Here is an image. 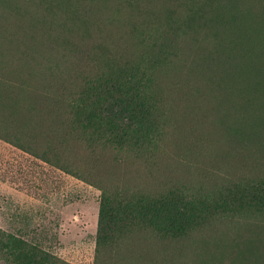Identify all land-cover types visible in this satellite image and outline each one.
Listing matches in <instances>:
<instances>
[{"label": "rangeland", "instance_id": "1", "mask_svg": "<svg viewBox=\"0 0 264 264\" xmlns=\"http://www.w3.org/2000/svg\"><path fill=\"white\" fill-rule=\"evenodd\" d=\"M126 61L150 129L95 140L83 94ZM262 183L264 0H0V264H264V199L227 209ZM170 193L206 219L171 236L100 216L102 195Z\"/></svg>", "mask_w": 264, "mask_h": 264}, {"label": "trees", "instance_id": "2", "mask_svg": "<svg viewBox=\"0 0 264 264\" xmlns=\"http://www.w3.org/2000/svg\"><path fill=\"white\" fill-rule=\"evenodd\" d=\"M104 72L93 82L91 90H86L83 94L85 97L92 96L93 91L95 98L91 102L83 101L82 111L87 116L82 119V128H86V123L91 121L89 116H92L94 111L98 119L104 120L108 125L95 134V140L103 138L109 143H121L130 138L136 145L150 129V117L155 111V93L148 78L136 64L126 61L122 65L110 66ZM91 84L89 82L90 86ZM78 108L80 115V107ZM250 194L252 197L246 199L242 195L244 206L235 207L238 201L240 204L242 201L232 200V204L227 206L228 211L242 209L264 199V183L254 187ZM100 207V216H110L112 223H115L116 219H141L162 234L171 236L184 232L193 223L205 220L206 214L209 213L205 202L195 197L183 200L175 193L149 200L135 198L115 206L111 205L109 196L102 195Z\"/></svg>", "mask_w": 264, "mask_h": 264}]
</instances>
